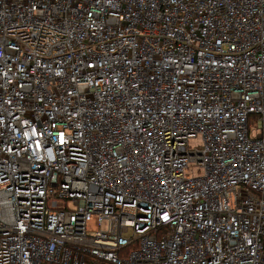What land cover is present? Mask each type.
Wrapping results in <instances>:
<instances>
[{"label": "built area", "instance_id": "obj_1", "mask_svg": "<svg viewBox=\"0 0 264 264\" xmlns=\"http://www.w3.org/2000/svg\"><path fill=\"white\" fill-rule=\"evenodd\" d=\"M0 264H264V0H0Z\"/></svg>", "mask_w": 264, "mask_h": 264}, {"label": "rangeland", "instance_id": "obj_2", "mask_svg": "<svg viewBox=\"0 0 264 264\" xmlns=\"http://www.w3.org/2000/svg\"><path fill=\"white\" fill-rule=\"evenodd\" d=\"M97 219L93 217V220L88 223V230L92 231L96 226Z\"/></svg>", "mask_w": 264, "mask_h": 264}]
</instances>
